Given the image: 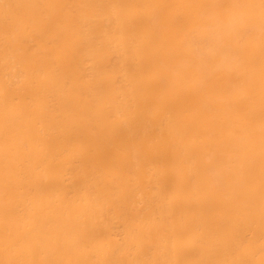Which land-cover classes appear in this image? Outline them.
Returning a JSON list of instances; mask_svg holds the SVG:
<instances>
[{
    "label": "bare ground",
    "instance_id": "1",
    "mask_svg": "<svg viewBox=\"0 0 264 264\" xmlns=\"http://www.w3.org/2000/svg\"><path fill=\"white\" fill-rule=\"evenodd\" d=\"M0 264H264V0H0Z\"/></svg>",
    "mask_w": 264,
    "mask_h": 264
}]
</instances>
